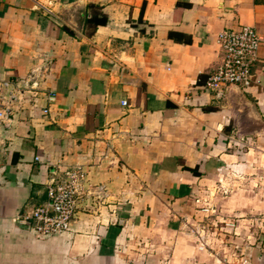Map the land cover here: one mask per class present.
Returning a JSON list of instances; mask_svg holds the SVG:
<instances>
[{
	"label": "crops",
	"instance_id": "1",
	"mask_svg": "<svg viewBox=\"0 0 264 264\" xmlns=\"http://www.w3.org/2000/svg\"><path fill=\"white\" fill-rule=\"evenodd\" d=\"M244 24L257 80L219 95L218 34ZM6 106L0 264H264V0H0ZM77 167L69 232L16 220Z\"/></svg>",
	"mask_w": 264,
	"mask_h": 264
},
{
	"label": "built area",
	"instance_id": "2",
	"mask_svg": "<svg viewBox=\"0 0 264 264\" xmlns=\"http://www.w3.org/2000/svg\"><path fill=\"white\" fill-rule=\"evenodd\" d=\"M218 41L224 55L215 71L209 74L205 86L219 95L230 85L251 87L257 80L253 74V66L259 58L258 51L262 41L258 31L248 24L237 28L225 27L218 34ZM124 103L127 104V101ZM9 112V106L3 107L0 109V118ZM87 177V172L82 167H77L70 170L61 181L51 179L48 183L47 200L32 210L23 211L16 220L32 221L38 237L69 232L77 209L84 200H90L92 196L87 186Z\"/></svg>",
	"mask_w": 264,
	"mask_h": 264
},
{
	"label": "trees",
	"instance_id": "3",
	"mask_svg": "<svg viewBox=\"0 0 264 264\" xmlns=\"http://www.w3.org/2000/svg\"><path fill=\"white\" fill-rule=\"evenodd\" d=\"M103 22H105V20H102Z\"/></svg>",
	"mask_w": 264,
	"mask_h": 264
}]
</instances>
